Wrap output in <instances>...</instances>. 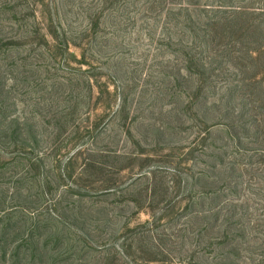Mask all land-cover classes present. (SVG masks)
Here are the masks:
<instances>
[{
	"label": "rangeland",
	"instance_id": "obj_1",
	"mask_svg": "<svg viewBox=\"0 0 264 264\" xmlns=\"http://www.w3.org/2000/svg\"><path fill=\"white\" fill-rule=\"evenodd\" d=\"M0 221V264H264V0H0Z\"/></svg>",
	"mask_w": 264,
	"mask_h": 264
},
{
	"label": "trees",
	"instance_id": "obj_2",
	"mask_svg": "<svg viewBox=\"0 0 264 264\" xmlns=\"http://www.w3.org/2000/svg\"><path fill=\"white\" fill-rule=\"evenodd\" d=\"M216 145V144H215ZM213 149H218L217 148V146H215ZM220 150V152L218 153V155H219V157H222V158H224L225 157V154L223 153V151L224 150H226L227 149V146H221L220 148H219ZM220 165H225V163L223 162V161H220ZM231 165V164H230ZM5 214H3L2 216H4ZM0 223H2V221H0ZM4 240H3V238L1 237V233H0V247L2 246V245H4ZM16 254H14L13 255V257L15 256ZM4 257H5V254H4Z\"/></svg>",
	"mask_w": 264,
	"mask_h": 264
}]
</instances>
